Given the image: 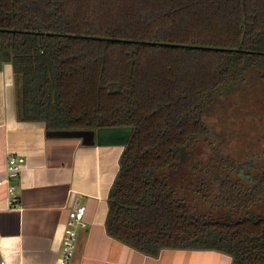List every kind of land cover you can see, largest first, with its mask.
<instances>
[{"label": "trees", "instance_id": "1", "mask_svg": "<svg viewBox=\"0 0 264 264\" xmlns=\"http://www.w3.org/2000/svg\"><path fill=\"white\" fill-rule=\"evenodd\" d=\"M3 51L18 120L123 146L109 236L264 264V156L206 108L264 79V0H0Z\"/></svg>", "mask_w": 264, "mask_h": 264}, {"label": "crops", "instance_id": "2", "mask_svg": "<svg viewBox=\"0 0 264 264\" xmlns=\"http://www.w3.org/2000/svg\"><path fill=\"white\" fill-rule=\"evenodd\" d=\"M14 74L0 63V179L10 155L24 158L13 181L18 196L9 204L0 185V250L6 264H56L68 210L85 206L87 227L79 230L72 264H231L228 254L206 249H162L144 254L109 236L107 197L118 171L121 144L98 140V133L66 136L46 131L42 121L16 116Z\"/></svg>", "mask_w": 264, "mask_h": 264}, {"label": "rangeland", "instance_id": "3", "mask_svg": "<svg viewBox=\"0 0 264 264\" xmlns=\"http://www.w3.org/2000/svg\"><path fill=\"white\" fill-rule=\"evenodd\" d=\"M255 82L253 88L227 92V98H214L206 107L234 155L264 156V79Z\"/></svg>", "mask_w": 264, "mask_h": 264}, {"label": "built area", "instance_id": "4", "mask_svg": "<svg viewBox=\"0 0 264 264\" xmlns=\"http://www.w3.org/2000/svg\"><path fill=\"white\" fill-rule=\"evenodd\" d=\"M23 164L24 158L22 156H8L6 176L0 179V185H5L6 187L11 208H15L18 203V196L14 191L13 181L18 177ZM85 209L84 205H77L68 210L64 223L61 252L56 264H72L71 260L76 248L78 232L87 227V222L84 219ZM0 264H6L2 258L1 250Z\"/></svg>", "mask_w": 264, "mask_h": 264}, {"label": "water", "instance_id": "5", "mask_svg": "<svg viewBox=\"0 0 264 264\" xmlns=\"http://www.w3.org/2000/svg\"><path fill=\"white\" fill-rule=\"evenodd\" d=\"M2 60H9V56L7 54L6 51L0 52V63ZM59 132H61V134L66 135V136H71V135H75V134H83V133H89V134H93L94 131H90V130H57Z\"/></svg>", "mask_w": 264, "mask_h": 264}]
</instances>
